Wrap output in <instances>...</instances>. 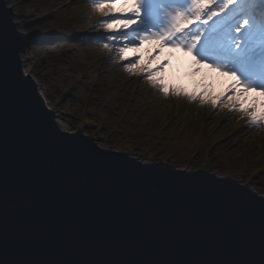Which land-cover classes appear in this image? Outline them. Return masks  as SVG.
Returning <instances> with one entry per match:
<instances>
[{
	"label": "snow or ice",
	"instance_id": "snow-or-ice-1",
	"mask_svg": "<svg viewBox=\"0 0 264 264\" xmlns=\"http://www.w3.org/2000/svg\"><path fill=\"white\" fill-rule=\"evenodd\" d=\"M89 3L124 72L205 103L165 83L168 57L184 53L193 73L232 79L207 102L264 124V0ZM10 19L0 3V264H264V197L227 176L105 151L83 127L65 133L21 71Z\"/></svg>",
	"mask_w": 264,
	"mask_h": 264
},
{
	"label": "trees",
	"instance_id": "trees-1",
	"mask_svg": "<svg viewBox=\"0 0 264 264\" xmlns=\"http://www.w3.org/2000/svg\"><path fill=\"white\" fill-rule=\"evenodd\" d=\"M31 6L28 2L23 11L18 8L23 32L27 35L23 48L27 66L53 101L59 97L57 104L64 103L66 111L81 117L82 127L94 133L100 145L126 150L150 162H160L163 157L175 167L205 168L247 183L264 195V126L249 124L222 136L211 131L207 123L201 127L206 117L201 109L207 107L200 101H196L200 110L194 109L196 114L191 119L188 106L181 101L175 106L170 103L165 106L162 117L141 122L135 107L108 111L101 109L94 99L77 98V88L89 69L81 60L70 57L71 50L66 45L69 36L62 34L61 27L49 23L45 18L47 10L36 8L28 12ZM61 40L66 43H60ZM50 42H56L58 48H49ZM145 87L150 86L145 84ZM205 158L208 159L204 164Z\"/></svg>",
	"mask_w": 264,
	"mask_h": 264
},
{
	"label": "rangeland",
	"instance_id": "rangeland-1",
	"mask_svg": "<svg viewBox=\"0 0 264 264\" xmlns=\"http://www.w3.org/2000/svg\"><path fill=\"white\" fill-rule=\"evenodd\" d=\"M14 1L5 0L7 7L12 6L14 20L20 23L21 31H23V27L18 8L21 7L20 10L23 11L28 2H30L32 6L28 12L36 8L38 10H47L46 12L48 14L45 18L49 20V23H53L55 27H61L63 29L62 34L69 36L68 43H66V40H61L60 43H66L71 50L70 57L81 60L89 69L87 76L82 78L77 88V98L82 100L94 99L100 105L101 109L108 111L120 112L135 107V110L138 112L137 117H139L141 122L147 121L148 118L162 117L165 106H169V103L173 106L178 105L184 99L186 103H183L188 106L187 112L189 119L196 114V111H193L194 109L197 108L200 110L196 101L191 103L186 97H172L173 95L171 94L164 96L158 89L152 88L149 84L150 87H145L146 81L142 77L133 76L124 72L117 56L119 45H116L111 50L104 47L105 43L111 42L100 39L102 36H107L108 33L97 23L102 18L95 14L94 5L89 3V0H23L25 1L23 3H19L20 0ZM48 8L50 9L48 10ZM39 26H42L41 22ZM39 38L43 39L41 36ZM48 46L49 48H58L56 42H50ZM154 47H156L155 44L150 45L147 43L143 46L142 52L145 57H147L148 53ZM129 55L132 56L131 53ZM166 57H168V51L163 50L153 66L163 61ZM168 58L170 59V63L164 71L165 83L173 85L181 91L187 89V93L188 91L189 93L194 91L193 93L204 96L207 109H201V111L204 115H208L205 117L204 123H207L211 131L224 136L229 132H236L241 127L249 126V122L246 119H242L239 113L231 112L228 108L219 105V103L217 107H213L210 102H207L216 97L226 95V89L230 81L225 85L218 84L216 80H218L217 78H221V76H217V73L214 74L206 67L200 66V71L192 72L187 78L182 75L181 81L183 84L180 85L178 83L179 81L175 79V76L171 74V68H176L175 59L173 56ZM21 60L23 71L29 73L35 80L39 94L48 97V99H44L45 104L55 113H58L59 118L55 117L58 126L67 132H75L78 128H81V117L70 111H66L63 106L64 103L57 104L56 102L59 101V97L53 101L37 78L33 76L27 63H24L26 62L24 50L21 52ZM40 89H42V93ZM254 96H256L255 93H250L248 96L249 100ZM66 100L68 101V98ZM257 100H264V97H257ZM261 126H264V124H261ZM86 130L89 136H93L97 140L94 133L88 129ZM103 146L105 149H113L106 144H103ZM113 150L121 151L118 149ZM121 152L130 154L126 150ZM130 155L134 156L132 154ZM134 157L144 162H150L137 156ZM162 161L173 165V163L167 162L166 158L163 159L162 157L160 162ZM206 161H204V164ZM175 168L187 169L185 166Z\"/></svg>",
	"mask_w": 264,
	"mask_h": 264
},
{
	"label": "water",
	"instance_id": "water-1",
	"mask_svg": "<svg viewBox=\"0 0 264 264\" xmlns=\"http://www.w3.org/2000/svg\"><path fill=\"white\" fill-rule=\"evenodd\" d=\"M0 3H2L3 4V7H4V9L6 10V11H8L9 12V14H10V17H11V19H10V23L12 24V25H14V26H18V27H15L14 28V31H15V34L17 35V36H20L21 37V39L16 43V49H17V51H16V56H17V58L21 61V63H22V60H21V48L23 49L24 47V44H25V41H26V38H27V35L23 32V31H21V25H20V23L19 22H16L15 20H14V13H13V11H12V6L11 7H7V3L5 2V0H0ZM21 71L22 72H24L23 71V67H21ZM31 78H32V76H31ZM32 81L37 85V83L35 82V80L32 78ZM37 90H38V88H37ZM39 93V92H38ZM44 102V101H43ZM45 103V102H44ZM54 119V122L56 123V121H55V117L53 118ZM78 129H80V128H78ZM77 129V130H78ZM76 130V131H77ZM64 131V130H63ZM75 131V132H76ZM65 133H75V132H67V131H64ZM94 140H96L93 136H91ZM97 141V140H96ZM98 147L99 146H101L100 144H99V142H98V145H97ZM103 150H105V151H108V152H112V153H115V154H119V155H125V156H128L129 158H131V159H134V160H138V161H140L142 164H145V165H167V166H169V167H173V168H175V166H173L172 164H167L165 161H162V162H144V161H141L140 159H138V158H136V157H134V156H131L130 154H128V153H125V152H121V151H116V150H113V149H105V148H103ZM176 170H181V171H191V170H188V169H179V168H175ZM196 170H203V171H207V172H209V173H211L210 171H208V170H205V169H196ZM211 174H214V173H211ZM228 178H231V179H233L234 181H236V182H238L241 186H243V187H246L250 192H252V193H254L258 198H261V197H264V195H261V194H259V193H257L256 191H254L250 186H249V184H247V183H240V181H238V180H236V179H234V178H232V177H228Z\"/></svg>",
	"mask_w": 264,
	"mask_h": 264
}]
</instances>
